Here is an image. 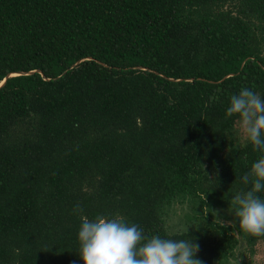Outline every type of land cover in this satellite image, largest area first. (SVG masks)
I'll use <instances>...</instances> for the list:
<instances>
[{"label":"trees","instance_id":"16d2710c","mask_svg":"<svg viewBox=\"0 0 264 264\" xmlns=\"http://www.w3.org/2000/svg\"><path fill=\"white\" fill-rule=\"evenodd\" d=\"M3 80L0 264H83L98 215L190 239L202 264L264 240L231 204L262 153L225 115L243 88L264 99V0H0Z\"/></svg>","mask_w":264,"mask_h":264},{"label":"clouds","instance_id":"9594fccd","mask_svg":"<svg viewBox=\"0 0 264 264\" xmlns=\"http://www.w3.org/2000/svg\"><path fill=\"white\" fill-rule=\"evenodd\" d=\"M226 117H238V125L247 143L262 155L241 177L247 190L231 200L239 229L251 236L264 235V99L243 88L230 98ZM219 209L214 212L219 215ZM79 257L83 264H202L194 258L199 244L190 239L147 238L136 224L129 225L121 216L94 220L82 219L78 231Z\"/></svg>","mask_w":264,"mask_h":264},{"label":"rangeland","instance_id":"374dc122","mask_svg":"<svg viewBox=\"0 0 264 264\" xmlns=\"http://www.w3.org/2000/svg\"><path fill=\"white\" fill-rule=\"evenodd\" d=\"M238 128L239 125L237 124ZM240 130V128H239ZM240 133L242 134L241 130ZM243 135V134H242ZM212 210V219L221 223L231 224L234 223V218L229 210L220 209L219 215ZM191 210L187 202H174L167 208V226L171 231H182L189 227L187 214ZM227 264H264V240L259 241L253 253H250L245 245L242 243L235 249L233 256L230 257Z\"/></svg>","mask_w":264,"mask_h":264},{"label":"water","instance_id":"95a60500","mask_svg":"<svg viewBox=\"0 0 264 264\" xmlns=\"http://www.w3.org/2000/svg\"><path fill=\"white\" fill-rule=\"evenodd\" d=\"M20 73H22V72H20ZM17 74V73H16ZM19 74V73H18ZM11 75H15V73H13V74H11ZM5 80V79H4ZM4 80L0 83V85L4 82Z\"/></svg>","mask_w":264,"mask_h":264}]
</instances>
